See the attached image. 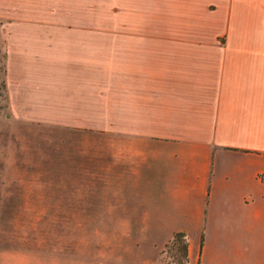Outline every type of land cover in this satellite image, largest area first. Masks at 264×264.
Returning a JSON list of instances; mask_svg holds the SVG:
<instances>
[{
    "label": "crops",
    "instance_id": "crops-1",
    "mask_svg": "<svg viewBox=\"0 0 264 264\" xmlns=\"http://www.w3.org/2000/svg\"><path fill=\"white\" fill-rule=\"evenodd\" d=\"M0 51L17 114L111 132L89 264H264V0H0Z\"/></svg>",
    "mask_w": 264,
    "mask_h": 264
},
{
    "label": "rangeland",
    "instance_id": "rangeland-1",
    "mask_svg": "<svg viewBox=\"0 0 264 264\" xmlns=\"http://www.w3.org/2000/svg\"><path fill=\"white\" fill-rule=\"evenodd\" d=\"M16 112L27 110L7 99L0 51V264H89L113 233L102 226L112 201L111 132L91 129L94 117L80 125L72 121L82 117ZM170 241L161 264H181Z\"/></svg>",
    "mask_w": 264,
    "mask_h": 264
},
{
    "label": "trees",
    "instance_id": "trees-1",
    "mask_svg": "<svg viewBox=\"0 0 264 264\" xmlns=\"http://www.w3.org/2000/svg\"><path fill=\"white\" fill-rule=\"evenodd\" d=\"M181 238H183V234L181 232H176L173 234V237L171 239V243H178V249L180 252V263L181 264H186L187 262V244L186 241L181 240Z\"/></svg>",
    "mask_w": 264,
    "mask_h": 264
},
{
    "label": "built area",
    "instance_id": "built-area-1",
    "mask_svg": "<svg viewBox=\"0 0 264 264\" xmlns=\"http://www.w3.org/2000/svg\"><path fill=\"white\" fill-rule=\"evenodd\" d=\"M263 178H264V176H263Z\"/></svg>",
    "mask_w": 264,
    "mask_h": 264
}]
</instances>
